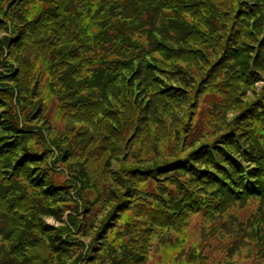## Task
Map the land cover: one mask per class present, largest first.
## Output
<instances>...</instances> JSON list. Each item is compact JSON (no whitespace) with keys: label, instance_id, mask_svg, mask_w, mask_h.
<instances>
[{"label":"trees","instance_id":"trees-1","mask_svg":"<svg viewBox=\"0 0 264 264\" xmlns=\"http://www.w3.org/2000/svg\"><path fill=\"white\" fill-rule=\"evenodd\" d=\"M249 1L260 6H254L252 11L245 9L236 22L246 28L250 23L259 33L264 29V15L258 16L264 7V0ZM165 6L175 7L181 14L191 12L197 16H215L217 20L213 18L211 23L216 31H221L225 41L232 33L234 21L231 17L236 11L232 0L227 7L212 0H0V28L10 34L0 39V186H7L3 193L0 191V235L10 241L7 250L0 247V264H101L94 259L102 246L93 248L91 245L89 253L83 258L85 245L80 237L93 235L97 239L100 235L102 240L107 227L103 230L102 225L101 233L94 232L91 225L96 220L82 227L78 222L85 215L82 213L80 218L76 217L82 207H89L85 189L94 183L100 186L99 174L91 166L104 168L117 161L122 169L131 171V177L142 168L149 172V179L156 174L173 177L182 171L189 172L191 178L174 183L176 187L181 183L184 185L186 194L182 193V197L189 196L186 202L189 204L199 197L209 199L211 196L207 191L197 194L199 188L196 181L206 187L218 184L212 173L202 176L190 164V159L200 164L207 161V168H214L222 177L228 178L238 191L242 189L240 199L249 191L264 196L261 182L246 185L245 170L222 148L217 149L219 161L213 158L209 146L219 145V140L229 151L239 155L231 140L216 136L211 142H200L195 135L190 141L184 134L186 125H190L187 129L191 131L195 125L180 116V110L184 107L181 101H188L185 94L180 102L173 103V107L167 103L162 104L161 108L155 107L158 94L154 85L158 74L172 80L180 79L184 85L190 80L184 78L188 72L186 68L177 63L164 64L160 59L168 49L164 41L170 39L164 20ZM246 15L257 18L248 22ZM221 19L225 22H219ZM173 27L181 30L182 25L175 23ZM186 29L181 31L186 32ZM12 36L17 37L14 39ZM157 37H161V40ZM242 37L253 42L245 43ZM261 40L260 37L254 39L249 32L231 40L236 44L230 67H233L236 76L238 69H242L245 82L254 81L251 63L256 65V69L264 70V44L256 52L252 49V46H260ZM218 44L212 43L203 50L209 59L214 56ZM32 56L40 60L35 79H30L28 74L33 66L30 62ZM189 72L192 77L198 75L197 72ZM190 87L195 90L194 86ZM46 89H50L47 92L49 95L59 100L60 109L74 124H80L78 134L83 137V141L79 142L81 151L73 148L68 133L58 137L52 132L50 124H38L41 112L34 105L45 106L48 96ZM173 93L174 90H171L166 94ZM28 104L35 111L31 116L27 113L25 117L21 113ZM144 108L150 112H143ZM155 125L160 135L174 136L172 140L176 142L178 150L173 157L176 158L154 166L137 164L124 168L137 156L132 146L141 140L142 131L150 135ZM35 126L39 127L36 132L33 130ZM34 133L40 135L43 143L40 149L32 148L29 142ZM180 150L186 153L179 155ZM248 156L245 154V157ZM250 157H262L261 151ZM49 158H52L50 164ZM59 163H63L67 169V173L64 170L67 175L65 185H56L50 178V171L56 169ZM261 168L250 169V175L256 181L264 176ZM16 177L18 179H14ZM114 177L118 179L117 174ZM12 181L15 182L11 184ZM22 181L37 189L41 198L28 192L19 194L24 188ZM133 184L129 182L123 186V191L128 192L130 188V193H133L135 190L134 197L145 193ZM115 192L116 189L112 187L107 196L113 198ZM221 192L230 199L235 197L228 188L221 189ZM150 193L161 205L153 204V209L148 206V219L145 221L152 222L162 216L161 209L171 206V198L154 190ZM60 203L73 210L67 220L61 218V206H56ZM174 209L177 211V208ZM152 212L159 213V217ZM41 213H53L65 225L43 228L37 222ZM173 213L169 211V215ZM126 226L129 227V224ZM118 242H121L124 251L120 257L111 258ZM12 247L13 252L10 251ZM142 253L143 247L138 249L128 244L124 229H120L115 238L108 239L102 260L111 258L109 264H144ZM68 259H72L71 263H68Z\"/></svg>","mask_w":264,"mask_h":264},{"label":"rangeland","instance_id":"rangeland-1","mask_svg":"<svg viewBox=\"0 0 264 264\" xmlns=\"http://www.w3.org/2000/svg\"><path fill=\"white\" fill-rule=\"evenodd\" d=\"M212 1L224 7H227L230 2V0ZM232 1L235 3L236 11L233 12L231 17L234 21V23L232 22V33L226 41L221 35V31H216L213 23H211L213 18L214 21L217 20L215 16L211 14H199L197 16L191 12L181 14L175 7H163L166 12L164 16L166 33H169L170 39L164 41L168 49L161 54L160 59L164 64L177 63L179 66L186 68L188 72L184 75V78L190 80L188 84L184 85L180 79L172 80L163 77V74H158L154 85L158 97L155 99L156 106L155 102L154 106L161 108L162 104L167 103L173 107V103L183 99L182 96L185 94L188 101H181L180 104H184V107L180 110L182 111L180 116L184 117L189 123H195L193 131L196 133L187 129L188 126L190 127L189 124L186 125L184 134L187 135L189 140L191 141V138L195 135H197L200 142L202 140L211 142L216 136L231 140L235 144L239 155L229 151L221 143L223 141L219 140V142L217 141L219 145L212 144L209 146L213 158L219 161L217 149L222 148L232 159L238 161L242 170H245L246 185L252 186L257 185V182H261L264 186V176L259 179L260 181H256L255 177L250 175V169L257 166H261L264 173V70L256 69V65L251 63L250 71L253 74L251 76L254 81L245 82L246 77L242 73V69H238V75L236 76L233 67H230V64H232V50L236 44L231 42L232 38L236 39L249 32L254 39L262 38L260 46H252L254 52L263 47L264 29L258 33L250 23L246 28L236 22L245 9L252 11L254 6L258 7L260 5L252 4L249 0ZM262 15H264V7L260 9L258 14V16ZM246 17L248 22H251L255 17L257 18V16L250 17L249 15H246ZM219 22L224 23L225 20L221 19ZM175 23L182 25L181 30L187 28L186 32L175 29L173 27ZM5 35L10 34L0 28V39L3 40ZM12 37L15 39L17 36ZM217 37L219 39L214 40ZM157 38L161 40V37ZM243 40L245 43L248 41V44L253 42V40L249 41V38ZM212 43L219 44L216 45L214 56L209 59L203 50H206L207 46ZM191 49H194V51H189ZM30 62L33 66L28 71L29 78L35 79L37 78V68L40 66V60L32 56ZM189 70L197 72L198 75L192 77ZM165 75L167 76V74ZM201 79L203 80L200 81ZM50 80L51 78H49V82ZM190 85L194 86V91L191 90ZM243 89L246 90L245 93L242 92ZM48 90L50 91V89H46V93ZM171 90H174L172 95L166 94ZM47 95L44 107L43 105H34L41 112L39 115L41 121L38 124L43 126L50 124L52 132L58 137L68 133L67 136L71 139L73 148L81 151L82 147L79 146V142L83 141V137L78 134L80 124L75 125L70 117L60 109L61 104L57 98L48 93ZM256 98L259 99L256 101ZM14 100H16V97ZM144 110L146 108L143 109V112H150L149 109ZM34 111L33 106L28 104L22 110L21 115L27 117V113H29L31 116ZM185 113L186 116H184ZM38 128V126H35L33 130L36 132ZM157 132V125L152 127L150 135L142 131L141 140L135 142L132 146V150L137 151V156L133 157L130 164L124 166V168H130L137 164H151V166H154L163 161L176 158L173 157L176 150H178L175 145L176 142L172 140L174 136L168 135V137H165ZM46 135L48 137L47 133ZM135 135L136 133L132 138ZM132 138L130 136V139ZM29 142L34 149H40L43 146L40 135L36 133L32 134ZM194 143L195 141L191 142L187 148H190ZM184 146L186 145L184 144ZM213 149L215 150L213 151ZM258 150L261 151L262 157H250L256 154ZM180 152L179 155L186 153L181 150ZM245 154L250 156L245 157ZM51 160L52 158H49V164ZM190 164L202 176L212 173L218 184L206 187L196 181V186L199 188L197 194L201 195L200 191L203 193L207 191L211 196L209 199H200L199 197L189 204L186 203L189 196L182 197V193L186 194L184 185L181 183L176 187L174 184L178 180L183 182V180L191 178L192 175L189 172L182 171V173L172 175L173 177L158 176L156 174L149 179V172L143 171L142 168L136 170L135 175L131 177V171L122 169L117 161L104 168L102 166H91L99 174L100 186L97 187L94 183L85 189V195L89 199L87 201L89 207H82L76 217L80 218L79 216L82 213L85 215L84 219L78 222L82 227L85 224L90 225L96 220L91 225L94 232L101 233L104 228L107 227V229L102 240L100 235L97 239H94L93 235L80 237V241L85 245L83 258L89 253L91 245L94 246L93 248L102 246L94 259L98 263L109 264L112 262L111 258L120 257L124 247L121 246V242H118L114 247L111 258L102 260L103 248L108 239L115 238L116 232L124 229L128 244L138 249L143 247L141 258L144 264H264V196L249 191V194L240 199V194L243 193L242 189L238 191L237 187L228 178L222 177L214 168H207V161L200 164L190 159ZM57 166L56 169L50 171V178L56 185H65L67 182V169H65L63 163H59ZM64 170H66V173ZM180 170L183 169L180 168ZM114 174H117L118 179H115ZM14 179H18V177ZM14 182L12 181L11 184ZM129 182L138 185L145 193L134 197L135 190L132 191L133 193H130V188L128 192L123 191L125 190L123 186ZM23 186L24 188L19 191V194L28 192L34 197L41 198L40 193L30 183L25 181ZM6 187L1 185L0 191L3 193ZM112 187L116 189L113 198L107 196V193L110 194ZM219 188L222 190L228 188L235 197L230 199ZM70 190H72V187H70ZM152 190L164 196L168 194L171 198V206L161 209V217H159V213L154 214L152 212L154 216L159 217L153 220L158 223L145 221L148 219V206L152 209L153 204L161 206L154 195L150 193ZM165 190L167 193H165ZM14 193L18 194V192ZM145 198L147 199L145 200ZM179 199L181 201H178ZM91 202L92 205L90 206ZM61 204L56 206H61V218L67 220L73 210ZM174 207L177 208V211ZM171 210L175 213L169 215ZM61 218L53 213H41L37 218V222H40L43 228H60L65 225ZM126 224H129V227ZM8 241L0 235V247L2 249H8L10 242ZM10 251L13 252V247ZM129 251L131 252V249ZM71 261L72 259H68V263H71ZM78 264H81V262Z\"/></svg>","mask_w":264,"mask_h":264}]
</instances>
